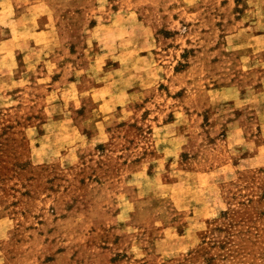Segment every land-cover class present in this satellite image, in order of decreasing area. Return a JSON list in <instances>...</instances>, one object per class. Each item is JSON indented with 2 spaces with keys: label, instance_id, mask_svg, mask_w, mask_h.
<instances>
[{
  "label": "rangeland",
  "instance_id": "obj_1",
  "mask_svg": "<svg viewBox=\"0 0 264 264\" xmlns=\"http://www.w3.org/2000/svg\"><path fill=\"white\" fill-rule=\"evenodd\" d=\"M0 264H264V0H0Z\"/></svg>",
  "mask_w": 264,
  "mask_h": 264
}]
</instances>
